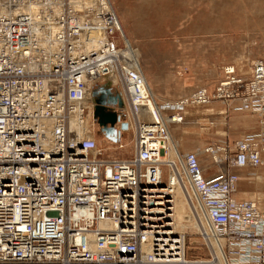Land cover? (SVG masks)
<instances>
[{
	"label": "built area",
	"instance_id": "obj_1",
	"mask_svg": "<svg viewBox=\"0 0 264 264\" xmlns=\"http://www.w3.org/2000/svg\"><path fill=\"white\" fill-rule=\"evenodd\" d=\"M82 1L0 0V264H214L213 239L225 264H264V209L236 197V172L206 177L200 160L264 165V62L249 78L227 65L212 93L160 103L148 85L142 93L134 54H119L127 42L113 1ZM212 98L239 99L232 107L257 114L260 130L173 162L169 124ZM90 118L105 134L129 131L131 156L107 154ZM179 163L209 258L190 259L177 228Z\"/></svg>",
	"mask_w": 264,
	"mask_h": 264
},
{
	"label": "rangeland",
	"instance_id": "obj_2",
	"mask_svg": "<svg viewBox=\"0 0 264 264\" xmlns=\"http://www.w3.org/2000/svg\"><path fill=\"white\" fill-rule=\"evenodd\" d=\"M112 1L126 25L132 45L138 50L139 66L154 85L151 90L155 91L154 96L160 103L159 100L186 97L200 87H206L212 93L224 79L227 65H235L236 75L240 73L249 78L254 62H264V0ZM243 90L240 88V92ZM230 100L232 102L212 98L210 104L188 108L186 121L172 129L181 145L192 143L201 149L212 143L228 145L230 149L246 132L260 130L259 116L233 112L232 106H239L240 100ZM92 127L107 154L131 156L129 131L122 136V141L128 144L126 148L115 150L110 147L114 145L105 140L98 125L93 123ZM201 158L206 162L209 160L208 155ZM238 173L236 194L251 192L249 198L257 200L264 209V171L261 168L258 172L244 169ZM186 231L188 257L209 258L200 230Z\"/></svg>",
	"mask_w": 264,
	"mask_h": 264
},
{
	"label": "bare ground",
	"instance_id": "obj_3",
	"mask_svg": "<svg viewBox=\"0 0 264 264\" xmlns=\"http://www.w3.org/2000/svg\"><path fill=\"white\" fill-rule=\"evenodd\" d=\"M79 2L81 4L84 3V1H82V0H79ZM119 17H120V15H119ZM36 19H37V16H36ZM120 20H121V24H122L121 34L127 42V48H125L124 50H121L119 52V54L124 53L125 55H128V56L129 55L133 56V54H134L135 66L138 68V70L142 74L140 76L141 81H142L141 90H142V93L145 94V93H147L146 92L147 91V85H148L150 90H151V85L149 84L148 79H146L147 77L145 76L144 72L141 70V67L139 66L138 50L132 45L130 36L128 35V33L126 31V25L124 24L122 18H120ZM119 22L120 21H118V24H119ZM117 43H120V41L118 40ZM125 55H122V56L128 57ZM152 93H153V91H152ZM153 95H155V92L153 93ZM188 96H186V97H188ZM165 101H167V100H165ZM153 107H154V105H153ZM72 119H73L72 120L73 130L74 129L77 130V126H76L77 118H74V114L72 115ZM88 120H89L88 121L89 122L88 123V129L90 130V135L95 136V134H94L95 129L92 127L93 122H91L92 119L90 118ZM90 123H91V125H90ZM103 125H105V124H103ZM103 130H107L106 125L104 126ZM109 130L115 131V128L113 127L111 129H108L107 131H109ZM102 132H104V131H102ZM104 134H105V132H104ZM120 136H121V138L119 141L117 140L118 142L116 144L115 143H111V144L116 146L118 149L122 150V149H125L128 144L122 141L123 135H120ZM170 136H171L170 158L173 162H176L179 160H180V162H182V159H181L182 158V154H181L182 152L179 150V145H178L179 141H178V139H176L175 137L172 136L171 132H170ZM261 166H263V165H261ZM183 169H182L181 163L177 164L176 170L178 172H176V171H175V173L171 172V179H170L171 184L175 187V191H176V193H175L176 223H177V228L179 230H181L182 232H187L186 230H188V229L189 230L192 229L194 232L197 230L204 229L206 222H205V219L203 218L204 214L200 211L198 205L195 204V206H194L191 202L192 191L188 190L186 187V184L182 182L181 178H182ZM239 199H243V198H239ZM244 199H250V198H244ZM210 243H211L210 245H211L212 251L215 255V261H214L215 263L214 264H225V254H224L219 242H217L215 239H213L212 242H210Z\"/></svg>",
	"mask_w": 264,
	"mask_h": 264
},
{
	"label": "crops",
	"instance_id": "obj_4",
	"mask_svg": "<svg viewBox=\"0 0 264 264\" xmlns=\"http://www.w3.org/2000/svg\"><path fill=\"white\" fill-rule=\"evenodd\" d=\"M144 72H145V70H144ZM146 74V73H145ZM147 76V75H146ZM148 78V77H147ZM148 80H149V82H150V84H151V87H152V89L154 90V85H152V82L150 81V79L148 78ZM209 90V89H208ZM194 90H192V92H193ZM210 91V90H209ZM155 92V91H154ZM191 92V93H192ZM190 93V94H191ZM155 95H156V93H155ZM181 97H183V95L182 96H180V97H178V98H176V99H179V98H181ZM176 99H173V100H176ZM171 100V99H170ZM159 101H163V100H159ZM211 103V102H210ZM210 103H208V104H210ZM204 105H207V104H191V105H189V106H187V108H186V110H185V118H184V121L182 122V123H171V124H169V127H170V129L169 130H171V134L175 137V135H174V132H173V127L174 126H176V125H180V124H183L185 121H186V113H187V111H188V108H193V107H197V106H204ZM226 105V104H225ZM226 107H227V105H226ZM228 108V107H227ZM234 108V107H233ZM195 111V113H197V110H194ZM232 111L233 112H248V113H251L252 115H254V116H257V118H258V115H256V114H254V113H252V112H249V111H245V110H239V109H232ZM250 122H252L251 120L249 121V123ZM255 131H257V130H255ZM252 132V131H251ZM248 133H250V131L249 132H246L245 134H243L240 138H243V137H245ZM105 138V140L107 141V142H109V140H108V137H104ZM176 138V137H175ZM239 138V139H240ZM177 139V138H176ZM238 140V139H237ZM179 141V140H178ZM236 141V140H235ZM235 141H234V143H235ZM110 144H111V142H109ZM179 143H180V141H179ZM228 143V142H227ZM212 143H208V144H206L203 148H201V149H204L205 147H207L208 145H211ZM110 145H108L107 147H109ZM110 147H112V148H114L115 150L116 149H118L116 146H110ZM197 149H200V146H198V147H195V145H193L192 143H187V145H185L184 143H182V145H181V143L179 144V150L182 152H187V151H194V150H197ZM203 155H208V158H209V160L206 162L205 161V159L204 158H201ZM201 154V156H200V160H201V164L203 165L202 167H203V170H204V174H205V176L206 177H212V176H215V175H217L218 173H221V172H236L237 174H239L238 173V171L239 170H244V169H255V171H257L258 172V169H260L261 168V170H263L264 171V169H262V168H264V166H258V167H251V166H245V167H231V166H229L228 165V163H226V162H223V163H215L214 161H212L211 160V156L209 155V154ZM203 162V163H202ZM217 164V165H216ZM217 166H219L220 168H217ZM224 166H226L227 167V170H223V168H224ZM238 184H239V182H238ZM237 189H238V186H237ZM238 194H240V195H238ZM251 195V192H244L243 194H242V191L241 192H239V193H237V196H239V197H246V198H249V196Z\"/></svg>",
	"mask_w": 264,
	"mask_h": 264
},
{
	"label": "water",
	"instance_id": "obj_5",
	"mask_svg": "<svg viewBox=\"0 0 264 264\" xmlns=\"http://www.w3.org/2000/svg\"><path fill=\"white\" fill-rule=\"evenodd\" d=\"M100 110H101V107L98 106L97 109H96V113H98ZM104 119H106V120H110V119L114 120L113 116L112 115H109V114H106L104 116ZM101 123H104V121H101ZM108 129H111V128H107V130ZM107 130H106L105 136L108 137V138H111L113 140V143L116 144L117 142H114V141H117L119 139V136L121 134L118 133V132H116V130L115 131L114 130L107 131ZM120 138H121V136H120Z\"/></svg>",
	"mask_w": 264,
	"mask_h": 264
},
{
	"label": "flooded vegetation",
	"instance_id": "obj_6",
	"mask_svg": "<svg viewBox=\"0 0 264 264\" xmlns=\"http://www.w3.org/2000/svg\"><path fill=\"white\" fill-rule=\"evenodd\" d=\"M99 131L102 133V134H104V132H102V130L99 128Z\"/></svg>",
	"mask_w": 264,
	"mask_h": 264
}]
</instances>
